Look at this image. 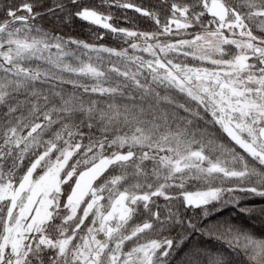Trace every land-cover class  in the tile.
I'll list each match as a JSON object with an SVG mask.
<instances>
[{
    "label": "snow or ice",
    "instance_id": "obj_1",
    "mask_svg": "<svg viewBox=\"0 0 264 264\" xmlns=\"http://www.w3.org/2000/svg\"><path fill=\"white\" fill-rule=\"evenodd\" d=\"M0 264H264V0H0Z\"/></svg>",
    "mask_w": 264,
    "mask_h": 264
},
{
    "label": "trees",
    "instance_id": "obj_2",
    "mask_svg": "<svg viewBox=\"0 0 264 264\" xmlns=\"http://www.w3.org/2000/svg\"><path fill=\"white\" fill-rule=\"evenodd\" d=\"M137 2H140V0H137ZM90 28L95 30L93 26H90L85 22H77V24L74 25L72 32L74 35H79V37L82 39H87L89 36ZM111 46H116V44L113 43ZM260 202L261 201L259 200V198H254L249 201V203H257V204ZM225 216H232L234 222H243L249 225L250 227H254L257 230L261 229V224L258 220H255V221L243 220L242 216L238 215L235 209L225 208L222 212H219L217 214V217H225ZM217 217H213V219ZM212 243L214 244L215 242H212Z\"/></svg>",
    "mask_w": 264,
    "mask_h": 264
}]
</instances>
